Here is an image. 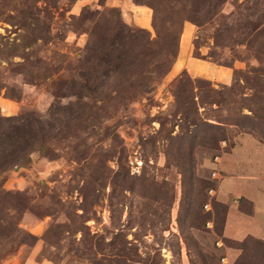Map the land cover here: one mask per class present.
I'll return each mask as SVG.
<instances>
[{
  "label": "rangeland",
  "instance_id": "rangeland-1",
  "mask_svg": "<svg viewBox=\"0 0 264 264\" xmlns=\"http://www.w3.org/2000/svg\"><path fill=\"white\" fill-rule=\"evenodd\" d=\"M91 35L140 66L131 83L95 66L89 110L71 95ZM61 110L79 119L57 157L7 174L21 231L6 246L25 243L0 264H264L263 241L223 237L209 195L235 137L264 145V0H0V115Z\"/></svg>",
  "mask_w": 264,
  "mask_h": 264
},
{
  "label": "trees",
  "instance_id": "trees-1",
  "mask_svg": "<svg viewBox=\"0 0 264 264\" xmlns=\"http://www.w3.org/2000/svg\"><path fill=\"white\" fill-rule=\"evenodd\" d=\"M89 16H92V14L84 8L80 19L87 20ZM101 16L102 13L100 12L94 14L95 18ZM93 37H95L93 42L92 40L89 41L84 47L82 69L85 72L79 74L81 79L85 80L84 85L82 84L83 86L79 89L81 95L78 93H72L71 95L75 96L78 101L87 100L91 102L89 110L104 101L101 97L100 86L93 74L95 73V66L105 67L106 70L108 69L107 75L108 73L119 74L129 83H131V78L138 76L137 68L140 66L134 61L136 56L126 51L123 43L116 41L108 45L110 51L104 53L107 47L100 45L96 36H90L91 39ZM150 80L154 81L155 79ZM68 87L70 90H77V87L72 84ZM59 97L65 98L67 96ZM78 119V113L76 114L74 111L66 112L65 110H61V115L59 114L58 118L52 119L54 123L47 116L35 112H25L17 117L0 115V262L13 250L14 242H17V245L25 243V239L20 237V239L12 242V247L7 248L6 246L12 241L13 231H21L18 227L19 219L16 215L18 206L17 203H14L16 199L11 196L9 191L4 189L7 174L15 169L26 167L31 162L34 153L41 157L55 159L57 157L55 146L62 142H68L69 136H72L69 131L72 127H76L75 122ZM74 152H78L75 147ZM212 188L215 187L210 189ZM82 219L85 223L90 217L84 216ZM84 223L82 228L88 230ZM92 238L96 241L100 239L98 233L94 234Z\"/></svg>",
  "mask_w": 264,
  "mask_h": 264
},
{
  "label": "crops",
  "instance_id": "crops-1",
  "mask_svg": "<svg viewBox=\"0 0 264 264\" xmlns=\"http://www.w3.org/2000/svg\"><path fill=\"white\" fill-rule=\"evenodd\" d=\"M190 28L184 27L187 50ZM213 164L219 179L215 200L225 209L222 223L224 238L243 242L248 238L264 242V145L243 134L222 152Z\"/></svg>",
  "mask_w": 264,
  "mask_h": 264
},
{
  "label": "built area",
  "instance_id": "built-area-1",
  "mask_svg": "<svg viewBox=\"0 0 264 264\" xmlns=\"http://www.w3.org/2000/svg\"><path fill=\"white\" fill-rule=\"evenodd\" d=\"M221 146L222 147H225L226 146V143L225 142H223L222 144H221ZM218 157H215V159H214V164H217L218 163ZM219 179V176H218V174H217V171H216V168L215 169H213V172H212V180L213 181H217ZM209 195L211 196V197H214V195H215V188H212V189H210L209 190Z\"/></svg>",
  "mask_w": 264,
  "mask_h": 264
}]
</instances>
